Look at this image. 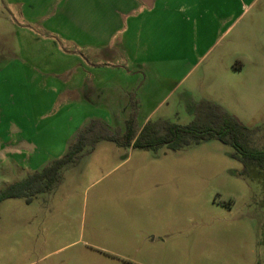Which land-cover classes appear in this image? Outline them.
Returning a JSON list of instances; mask_svg holds the SVG:
<instances>
[{
    "label": "rangeland",
    "instance_id": "rangeland-1",
    "mask_svg": "<svg viewBox=\"0 0 264 264\" xmlns=\"http://www.w3.org/2000/svg\"><path fill=\"white\" fill-rule=\"evenodd\" d=\"M126 9L0 0V190L61 158L93 121L119 137L130 118L136 131L186 125L201 101L264 145V0ZM232 153L217 140L89 145L53 191L0 204V264H264L262 175L243 176Z\"/></svg>",
    "mask_w": 264,
    "mask_h": 264
},
{
    "label": "trees",
    "instance_id": "trees-1",
    "mask_svg": "<svg viewBox=\"0 0 264 264\" xmlns=\"http://www.w3.org/2000/svg\"><path fill=\"white\" fill-rule=\"evenodd\" d=\"M195 113V118L186 125L148 121L139 131L133 129V119L130 118L127 120V132L120 137L110 134L100 122L93 121L78 133L61 158L1 189L0 204L15 198L25 199L30 204L37 195L53 191L62 179V171L79 163L85 147L90 145L94 148L102 140L154 152L163 147L175 152L191 145L217 140L233 149L231 157L242 164L243 176H249L251 172L261 174L264 186V145H255L256 130L243 125L209 101H201Z\"/></svg>",
    "mask_w": 264,
    "mask_h": 264
},
{
    "label": "crops",
    "instance_id": "crops-1",
    "mask_svg": "<svg viewBox=\"0 0 264 264\" xmlns=\"http://www.w3.org/2000/svg\"><path fill=\"white\" fill-rule=\"evenodd\" d=\"M158 4L159 0H128L129 9H126V11L135 13V16L139 18L143 14H149L155 11L158 7ZM103 27H105V25ZM100 28L101 27H99L98 29Z\"/></svg>",
    "mask_w": 264,
    "mask_h": 264
}]
</instances>
